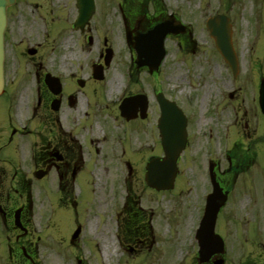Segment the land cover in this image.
<instances>
[{"label": "flooded vegetation", "instance_id": "flooded-vegetation-1", "mask_svg": "<svg viewBox=\"0 0 264 264\" xmlns=\"http://www.w3.org/2000/svg\"><path fill=\"white\" fill-rule=\"evenodd\" d=\"M59 1L70 11V18L66 20L69 29L85 41L72 42V48L70 42H66V51L60 50V42H53L47 53L41 51L40 43L27 47L24 42H6L14 30L21 28L24 33L23 11L26 8L31 7L32 11L34 7L39 13L53 11L54 0H15L7 9L5 84L0 95V264H42V252L57 239L59 245L69 244V251H73L84 232V221L80 222V219L83 216L84 220L87 210L92 209L88 202L75 197V191L80 192L79 187L93 184L90 178L95 177V171L105 172L106 176L109 172L122 175L120 181L123 183L124 180L127 185L122 198L111 204L109 210L105 209L111 212L114 220L112 237L115 244L112 240L111 244L117 245L119 251L129 253L133 260L139 259L136 264H155L153 260H158L164 252L169 253L172 247L169 237L164 240V236H158L156 218L167 225L173 224V218L171 211L157 214L154 201L148 198L156 194L171 195L172 191L143 188L141 175L145 173L146 158L140 155L139 147L133 146L134 137L150 136L154 137V142L155 137L159 140L160 109L156 96L162 93L155 86L160 72L137 65L136 47L142 42L140 36L165 24L170 30L163 40L166 56L171 42L176 44L179 52L189 47L194 52L196 42H214L210 38L208 41L199 39L197 30L203 31L204 21L225 15L232 27V42L238 57L237 75L215 49L214 57L218 59V75L227 79L232 90L228 98L233 103L239 100L243 90H247V51L250 57L254 49L253 45L247 49V42H264V0H203L197 9H188L184 0H94L95 7L101 10L103 31L107 34L102 42H88L92 33L99 30L92 26V21L74 29L73 23L78 16L76 0ZM213 5L212 12L205 17L204 9ZM247 11L244 42L238 46L234 27L238 14ZM116 37L120 42H114ZM27 60L31 63L35 60L30 73L19 71L17 63ZM8 74L17 76V85H10ZM140 81L151 88L149 96ZM114 90L116 94L109 97ZM140 94L145 95L147 102L144 118L140 117L139 106L135 107L138 112L134 118H124L119 111L122 100ZM179 105L189 122L186 108ZM112 119L133 135L130 141L133 152L126 154L111 144L103 153L101 138L106 131L105 121ZM159 152L162 155V151ZM230 157L228 171H221L219 162L214 168L217 180L229 193V198L241 170L236 157ZM249 169L247 163V171ZM179 175L180 169L175 187ZM113 176L111 185L117 182V175ZM263 179V173L257 172L249 175L247 182V215L251 219L247 221V264H264ZM135 180H140L141 190H137L140 184L133 187ZM143 194L147 198H141ZM73 222L78 223L79 229L74 237ZM217 233H221L219 225ZM82 242L91 244L90 241ZM162 243L165 245L158 248ZM104 245L109 243L105 241ZM76 261L83 264L81 258ZM210 262L198 263L194 259L191 264Z\"/></svg>", "mask_w": 264, "mask_h": 264}, {"label": "rangeland", "instance_id": "rangeland-1", "mask_svg": "<svg viewBox=\"0 0 264 264\" xmlns=\"http://www.w3.org/2000/svg\"><path fill=\"white\" fill-rule=\"evenodd\" d=\"M201 1L203 2V0H184V6L188 9H197ZM214 6H207L204 9L205 17L212 12ZM67 7L61 4L59 0H54L52 14L49 15L40 14L38 11L33 10V8L31 11V7L26 8L23 11L24 33L21 32V28L18 31L14 30L13 35H9L6 42H24L23 45L27 47L40 43V49L44 53H47L53 42H60L62 44L60 50L62 51L68 49V43L66 42H70V48L74 45L72 42H85L78 35L67 29L64 21L65 18L67 21L70 18V11ZM246 16H248V11L247 13L240 12L238 14V21L234 27L236 28L235 38L236 42L239 43L238 46L244 42ZM92 26H97L99 29L98 32L92 33L94 42H102V38L107 34L103 31L104 26L102 25L100 9L92 18ZM202 27L204 28V26ZM248 28L249 26L247 30ZM197 32L201 41L209 40L208 32L205 29L203 31L197 30ZM114 42H120V39L117 38ZM197 43L199 47L194 52L188 50L189 53L187 51L179 52L176 44L173 42L169 43L168 55L160 67V75L155 84L157 91L165 93L173 101L182 104L188 109V113L193 111L192 118H190L191 124L188 127L190 140L187 151L184 155L182 154L183 160L181 162V176L179 178V189H183V192L180 193L176 190L171 195L166 194L164 196L159 195L158 197L148 198L154 201L153 207H155L157 214H168L171 211L170 214L173 217H177V221L172 219L173 224L171 223V225L169 223L167 225V222L163 224L162 221L160 222V218H156V230L160 232L158 236L160 238L164 236V240L169 237L172 247L169 248V253L164 252L158 257V260H153L155 264L161 262L164 264L180 263L183 262L182 259L185 256L186 263L189 264L193 257V252L196 248L192 240L193 230L197 225L202 195L209 190L206 177L203 175V160L205 161L208 157L219 160L221 169H225L227 167L226 151L234 150L237 153L243 154L246 150L244 155L247 156L248 146V149L250 147V150L255 153V158L258 157L257 165L255 164L253 168L258 166V170L263 173L264 178V115L257 109V81L254 80L253 73L249 76L253 59L257 56L260 62H256L252 67L253 72L256 73L255 79H260V76L264 78V42L261 45L260 42H251L249 44L247 42V49L251 45L254 46L250 57H248L247 51V88L250 89L243 90L239 96V100L233 104L230 103L227 95L231 90L229 89L227 79L218 75V66L216 64L218 59L214 57L213 42ZM34 62L35 60L32 63L28 60L23 61L17 63L16 67L19 71L30 73ZM8 80L10 81V85L11 83L12 85H17V76L15 77L14 74H8ZM248 82H252V85L249 86ZM141 87L145 88L148 96L151 94L149 86L141 84ZM252 88H254V91ZM115 92L116 90L109 93V97L113 98V95L116 94ZM109 97L107 100H110ZM150 100H152V96ZM247 117L250 121L245 125ZM105 123L106 131L101 138L103 153H106V149H109L111 144L126 154L133 152V148L130 145L133 135L129 130L114 122L113 119L107 120ZM149 124L152 123L149 122ZM139 133L142 134L143 132L139 131ZM157 140V137H155L154 142V137L150 136L143 137V139L133 138V146L139 147L140 155L143 154L142 157L146 158L144 161L145 165L149 158L161 155ZM117 141H120V143ZM107 165L110 166L109 164ZM95 172L96 178H90V182H93L92 186L87 184L79 187L81 194L77 189L75 191V197L81 198L83 201L90 202L92 198V202L90 203L92 209L87 210L84 220L83 216L80 219V222L84 221L82 227L84 232L78 240L76 248L73 251H69V244L68 246H61L59 245L61 244L59 239L56 240V243H58H55L56 245L50 242V248H45L42 252L41 259L43 260V264H74L72 261L74 259L72 255L74 254V256L80 257L84 264H116L117 262V264H136L138 262L139 259L134 262L132 260L133 257L128 255L130 259L126 256L127 254L119 255L117 245H114V248L112 246V248L110 246L105 247L106 245L101 246V242L105 243L106 241L108 244L111 243V240L115 241L112 237L114 220L111 217V212L108 210L111 204L116 203L118 199L122 198L124 185L120 181L122 180V175L109 172L106 176V173L103 171H100L103 172L101 174L97 173V171ZM249 174L246 171L240 175L237 180V190L234 192L237 195L233 197L220 216L221 225L224 222L226 227L228 264L247 263V221L251 219L247 215V196L240 190L242 185H245L249 181ZM113 175H117L115 178L117 182L111 185ZM136 177H139V174ZM139 184L140 180H135V186L133 181L134 188ZM141 186L142 184L137 187V190H141ZM262 189L264 190V179L262 180ZM144 194L141 196L143 199L147 198ZM106 208L108 209V213L105 211ZM227 215H232V222H228ZM233 221L236 223V231L233 227ZM77 226L78 223L73 222L71 227L72 232L76 230ZM84 240L95 241L98 244V252L93 245L83 244L82 241ZM164 245L165 243L158 244V248H162ZM53 249L62 253H58ZM184 249H186L187 254L184 252ZM106 250L108 255L104 259L103 252L105 253ZM64 251H68V253H64ZM113 251L114 254H112ZM121 256L123 257L121 258Z\"/></svg>", "mask_w": 264, "mask_h": 264}, {"label": "water", "instance_id": "water-1", "mask_svg": "<svg viewBox=\"0 0 264 264\" xmlns=\"http://www.w3.org/2000/svg\"><path fill=\"white\" fill-rule=\"evenodd\" d=\"M79 4V18L76 25H80L83 21L90 18L93 13V0H77ZM14 3V0H0V93L2 92V63H3V34L6 26V8ZM207 27L211 36L215 39L216 47L223 59L233 70L237 69V60L231 45V30L224 16H218L208 21ZM163 30L156 29L151 32L147 38L153 39L156 37L159 41L162 39ZM162 42H156L155 51L152 53L141 54L147 59L140 62V65H148L157 68L162 57ZM260 107L264 113V80L260 85ZM141 97H133L125 99L120 106L122 115L130 117V104L136 102L142 106L143 100ZM162 112L166 116L170 111H175L173 106L167 103H162ZM176 112V111H175ZM165 118H161L159 128L161 130L162 145L164 147L165 159L162 161L153 160L147 169L146 182L149 186L161 190L171 189L176 175V160L185 146V130L183 124L171 122V124H164ZM214 193L209 196L205 211V216L199 230V260L206 261L211 255L215 253H222V240L219 236L213 233L215 219L217 212L226 200V195L223 194L218 184L214 183ZM222 260L214 262V264H222Z\"/></svg>", "mask_w": 264, "mask_h": 264}, {"label": "bare ground", "instance_id": "bare-ground-1", "mask_svg": "<svg viewBox=\"0 0 264 264\" xmlns=\"http://www.w3.org/2000/svg\"><path fill=\"white\" fill-rule=\"evenodd\" d=\"M101 244H102V245H104V243H103V242H101ZM104 255H105V254H104Z\"/></svg>", "mask_w": 264, "mask_h": 264}]
</instances>
